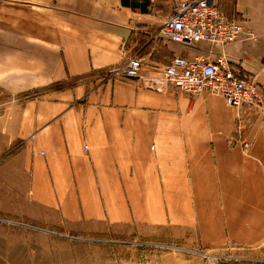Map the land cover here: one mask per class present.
Wrapping results in <instances>:
<instances>
[{"label": "crops", "instance_id": "crops-1", "mask_svg": "<svg viewBox=\"0 0 264 264\" xmlns=\"http://www.w3.org/2000/svg\"><path fill=\"white\" fill-rule=\"evenodd\" d=\"M220 7L256 34L224 51L264 95V0ZM171 12V0H0V264L55 258L60 240L38 228L264 248V109L239 120L222 97L149 85L175 57L222 53L172 42ZM138 55L140 79L106 78Z\"/></svg>", "mask_w": 264, "mask_h": 264}, {"label": "built area", "instance_id": "built-area-1", "mask_svg": "<svg viewBox=\"0 0 264 264\" xmlns=\"http://www.w3.org/2000/svg\"><path fill=\"white\" fill-rule=\"evenodd\" d=\"M172 12L166 19L161 33L172 42L186 47L201 43L218 46L221 56L211 62L202 57L190 61L175 57L161 71V75L149 78V85L155 90L171 87L198 97L204 93L222 97L228 106L238 113V119L249 107L261 108L263 94L256 79L244 75L231 66L225 49L236 42L254 41L256 34L244 22L228 18L221 10L220 0H171ZM146 57L135 56L124 64L110 69L105 74L109 80L140 79ZM241 150L249 156L250 143L242 140V127L237 129Z\"/></svg>", "mask_w": 264, "mask_h": 264}, {"label": "rangeland", "instance_id": "rangeland-1", "mask_svg": "<svg viewBox=\"0 0 264 264\" xmlns=\"http://www.w3.org/2000/svg\"><path fill=\"white\" fill-rule=\"evenodd\" d=\"M262 101L261 109H264V96ZM89 230L90 228H86L72 234L48 233L40 228L33 230L60 240L55 244L56 256L53 259L39 256L36 263L32 259L24 258L23 264H264V248L247 252L243 248L229 245L218 251H209L183 242L160 241L158 237L147 240L138 236L116 234L111 230ZM175 236L172 232L163 238L170 239ZM185 238L190 239V235ZM67 249H70V256L67 253H58Z\"/></svg>", "mask_w": 264, "mask_h": 264}]
</instances>
